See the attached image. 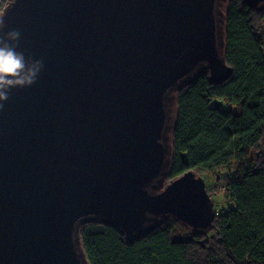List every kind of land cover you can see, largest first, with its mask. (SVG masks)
<instances>
[{
  "label": "water",
  "instance_id": "1",
  "mask_svg": "<svg viewBox=\"0 0 264 264\" xmlns=\"http://www.w3.org/2000/svg\"><path fill=\"white\" fill-rule=\"evenodd\" d=\"M219 1L9 0L6 31L44 68L0 111V264H88L87 221L129 243L171 218L211 228L204 179L166 182L168 107L202 70L231 77Z\"/></svg>",
  "mask_w": 264,
  "mask_h": 264
},
{
  "label": "trees",
  "instance_id": "2",
  "mask_svg": "<svg viewBox=\"0 0 264 264\" xmlns=\"http://www.w3.org/2000/svg\"><path fill=\"white\" fill-rule=\"evenodd\" d=\"M8 3L0 0V13ZM222 11L232 74L214 84L202 70L174 92L166 182L192 171L232 206L218 213L215 202L209 230L171 218L131 243L117 227L87 221L80 243L88 264H264V3L226 0Z\"/></svg>",
  "mask_w": 264,
  "mask_h": 264
},
{
  "label": "clouds",
  "instance_id": "3",
  "mask_svg": "<svg viewBox=\"0 0 264 264\" xmlns=\"http://www.w3.org/2000/svg\"><path fill=\"white\" fill-rule=\"evenodd\" d=\"M7 28L6 14L0 13V111L4 110L12 89L34 86L44 68L42 59H34L18 50L21 31H6Z\"/></svg>",
  "mask_w": 264,
  "mask_h": 264
},
{
  "label": "rangeland",
  "instance_id": "4",
  "mask_svg": "<svg viewBox=\"0 0 264 264\" xmlns=\"http://www.w3.org/2000/svg\"><path fill=\"white\" fill-rule=\"evenodd\" d=\"M223 2L225 3L226 0L223 1ZM174 108H175V106H173V108H172V111L173 112H174ZM225 173L226 172H222L221 174L224 175ZM210 182L211 183H214L215 182V179L214 178H211L210 179ZM205 185H207V183ZM212 201L214 202V204L216 202V204H217V212L218 213H221L223 211H226L227 209L230 208V206H232V204L228 201V199L226 198L225 195L213 196Z\"/></svg>",
  "mask_w": 264,
  "mask_h": 264
},
{
  "label": "flooded vegetation",
  "instance_id": "5",
  "mask_svg": "<svg viewBox=\"0 0 264 264\" xmlns=\"http://www.w3.org/2000/svg\"><path fill=\"white\" fill-rule=\"evenodd\" d=\"M223 1L224 0H220L219 1V3H218V8H219V10H221L222 11V9H223ZM168 109H169V111H170V113L172 112L171 110H172V106H171V109H170V107H168ZM170 116H171V118H172V115L170 114Z\"/></svg>",
  "mask_w": 264,
  "mask_h": 264
},
{
  "label": "bare ground",
  "instance_id": "6",
  "mask_svg": "<svg viewBox=\"0 0 264 264\" xmlns=\"http://www.w3.org/2000/svg\"><path fill=\"white\" fill-rule=\"evenodd\" d=\"M225 1V0H224Z\"/></svg>",
  "mask_w": 264,
  "mask_h": 264
}]
</instances>
